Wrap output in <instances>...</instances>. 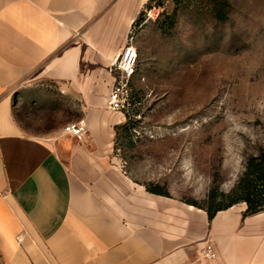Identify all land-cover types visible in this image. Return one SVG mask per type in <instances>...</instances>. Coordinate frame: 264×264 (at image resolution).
Masks as SVG:
<instances>
[{
  "label": "crops",
  "instance_id": "crops-1",
  "mask_svg": "<svg viewBox=\"0 0 264 264\" xmlns=\"http://www.w3.org/2000/svg\"><path fill=\"white\" fill-rule=\"evenodd\" d=\"M148 1L0 0V264H264V210L240 201L210 218L112 151L127 116L108 107L111 62ZM63 97L83 140L62 124L33 135L17 116Z\"/></svg>",
  "mask_w": 264,
  "mask_h": 264
},
{
  "label": "rangeland",
  "instance_id": "rangeland-1",
  "mask_svg": "<svg viewBox=\"0 0 264 264\" xmlns=\"http://www.w3.org/2000/svg\"><path fill=\"white\" fill-rule=\"evenodd\" d=\"M137 48L133 106L112 151L139 181L227 204L264 141V0H156L144 7ZM58 100L21 103L17 116L33 135H56L79 119L74 99Z\"/></svg>",
  "mask_w": 264,
  "mask_h": 264
},
{
  "label": "built area",
  "instance_id": "built-area-1",
  "mask_svg": "<svg viewBox=\"0 0 264 264\" xmlns=\"http://www.w3.org/2000/svg\"><path fill=\"white\" fill-rule=\"evenodd\" d=\"M151 14V13H150ZM137 27L133 24L127 36L126 43L118 50L111 62V68L116 72V82L110 91L108 107L116 112L127 114L133 106V77L137 72L139 52L135 45ZM64 131L78 140L85 139L88 125L85 119H79L68 123ZM22 239V236H18ZM205 255L211 259L217 257L212 244L205 247Z\"/></svg>",
  "mask_w": 264,
  "mask_h": 264
},
{
  "label": "trees",
  "instance_id": "trees-1",
  "mask_svg": "<svg viewBox=\"0 0 264 264\" xmlns=\"http://www.w3.org/2000/svg\"><path fill=\"white\" fill-rule=\"evenodd\" d=\"M154 1L156 0H149L146 5L151 6ZM228 3L229 2L226 1L218 2L215 11L216 16L220 19H225L228 17ZM159 4H163V2H160ZM142 15L143 11L140 14V17L134 22V25L137 27V32L141 27ZM118 127L119 125L116 128ZM149 188L160 193H168V191H166L159 183L153 182L149 185ZM230 193H238V196L231 199L227 204L220 206H213V204L211 203V201H213L214 199V194H210L209 202L207 205H201L196 200H188V202L206 208L210 218L213 217L218 210L227 208L232 204L240 201H244L247 203L245 215L257 213L264 210V141L258 147L257 154L250 155V157L248 158L245 170L238 184Z\"/></svg>",
  "mask_w": 264,
  "mask_h": 264
}]
</instances>
